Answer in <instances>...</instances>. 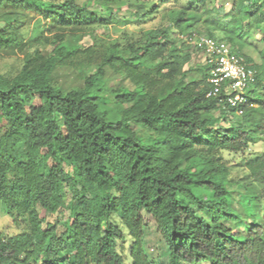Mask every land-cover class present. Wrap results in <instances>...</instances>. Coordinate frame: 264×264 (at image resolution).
<instances>
[{
    "label": "trees",
    "instance_id": "16d2710c",
    "mask_svg": "<svg viewBox=\"0 0 264 264\" xmlns=\"http://www.w3.org/2000/svg\"><path fill=\"white\" fill-rule=\"evenodd\" d=\"M224 1L0 0V60L25 51L19 73H0V211L30 222L0 233V264H127V239L131 264H149L142 212L168 246L164 264H264V153L245 164L249 182L223 157L264 141V0ZM168 5L167 25L123 29ZM30 12L52 27L34 51L23 36ZM194 34L257 71L246 104L231 106L224 89L208 97L207 61L185 70L202 52ZM67 68L83 86L60 85ZM109 71L133 88L105 96L95 87Z\"/></svg>",
    "mask_w": 264,
    "mask_h": 264
},
{
    "label": "rangeland",
    "instance_id": "374dc122",
    "mask_svg": "<svg viewBox=\"0 0 264 264\" xmlns=\"http://www.w3.org/2000/svg\"><path fill=\"white\" fill-rule=\"evenodd\" d=\"M187 0H179V3L175 6V8H179L182 4L186 3ZM220 4L218 2L212 1L210 2L209 6L213 7L214 5ZM224 6L228 10L231 9L232 2L230 0L224 1ZM174 6L168 5L164 6L160 12L155 16H150L145 22L136 24V25H128L123 27V29L129 30L131 32L139 33L141 30H149L156 27H162L167 25L170 22L168 18V11L170 8H174ZM52 29L50 22L48 19L44 18L43 16L30 12L26 17V23L23 30L24 36V43L28 46L33 44L31 51L35 50L36 48L41 47V45L36 44L37 40L41 39L44 36L50 35V30ZM110 39H116L118 34L115 32L113 28H110L109 31ZM204 33V32H203ZM102 34V32H99ZM255 34L253 31L250 35ZM182 36H179L178 39H182ZM254 38H260L259 35H254ZM90 36L86 35L84 37L83 44L90 45L92 41H90ZM183 41V39H182ZM35 44V45H34ZM261 47V45H260ZM25 58V51L20 52L12 56H6L0 60V73L7 74V75H16L19 73L21 67L24 64ZM206 56L204 53L199 52L193 54L191 57V61L185 65V70H189L190 68L195 67H203L206 64ZM90 74H94L95 69L91 68L88 70ZM57 74V80L59 81L60 85L65 90H70L72 88H77L83 86V79L77 73V71L67 68L62 71H59ZM199 75V74H196ZM104 84V91L103 94L105 96L110 95V92L117 89L120 86H125L128 88H133V85L130 83L128 79H124L123 76L114 74L113 72H107L106 77L103 81L99 82L96 89ZM106 108L111 112V114H116L115 111L117 110V106H115L111 100H107ZM19 151H21L19 149ZM264 153V141H260L257 144H253L250 146L249 149L246 150L243 154H233L229 155L227 153L223 154L224 160L226 161V166L232 171L231 177L234 178L236 181L239 182H246L250 179H246L248 176V170L246 168L247 162L251 160L254 156L260 155ZM21 159L26 161L25 155H21ZM41 216L46 217L47 222H54L56 219L55 215H49L44 211H41ZM142 217L145 221V225L143 227V236L142 242L144 251L147 257V261L149 264H164L167 262L169 257V249L166 245L161 233L159 232L158 226L154 219L142 212ZM30 227V222L27 216L21 214H14L13 217H9L7 215H3L0 211V233L4 237L14 236L19 233H23L28 231ZM130 240L127 239L125 242L120 243L119 250L124 256L126 257L127 264H131L130 260Z\"/></svg>",
    "mask_w": 264,
    "mask_h": 264
},
{
    "label": "built area",
    "instance_id": "2783aa9c",
    "mask_svg": "<svg viewBox=\"0 0 264 264\" xmlns=\"http://www.w3.org/2000/svg\"><path fill=\"white\" fill-rule=\"evenodd\" d=\"M188 43L199 48L210 65L209 82L212 90L208 97H215L224 89L227 96L226 102L231 106L240 107L246 104V93L257 71L247 66L225 42L194 34L188 38ZM238 114H243V111L239 109Z\"/></svg>",
    "mask_w": 264,
    "mask_h": 264
}]
</instances>
